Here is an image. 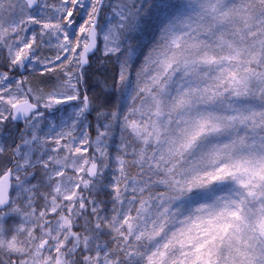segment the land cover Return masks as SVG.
Returning <instances> with one entry per match:
<instances>
[{"label": "snow or ice", "instance_id": "6c2138e0", "mask_svg": "<svg viewBox=\"0 0 264 264\" xmlns=\"http://www.w3.org/2000/svg\"><path fill=\"white\" fill-rule=\"evenodd\" d=\"M0 264H264V0H0Z\"/></svg>", "mask_w": 264, "mask_h": 264}]
</instances>
